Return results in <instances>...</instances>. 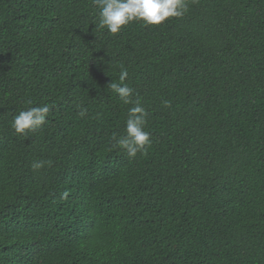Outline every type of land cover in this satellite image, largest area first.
Here are the masks:
<instances>
[{
	"label": "trees",
	"instance_id": "16d2710c",
	"mask_svg": "<svg viewBox=\"0 0 264 264\" xmlns=\"http://www.w3.org/2000/svg\"><path fill=\"white\" fill-rule=\"evenodd\" d=\"M186 2L111 34L93 0H0V264H264V0Z\"/></svg>",
	"mask_w": 264,
	"mask_h": 264
},
{
	"label": "clouds",
	"instance_id": "9594fccd",
	"mask_svg": "<svg viewBox=\"0 0 264 264\" xmlns=\"http://www.w3.org/2000/svg\"><path fill=\"white\" fill-rule=\"evenodd\" d=\"M93 3L98 9V27L111 34H118L123 27L133 22L159 26L170 18L183 16L188 9L186 0H93ZM127 78L128 71L122 68L119 83L112 80L107 87L118 94L125 105H133L128 109L126 135L116 140L131 159L138 153L146 152L152 140L151 134L144 130L148 113L139 99L133 100L134 89L127 85ZM164 104L170 106L167 101ZM49 112L47 104L30 107L20 111L11 121V126L18 136L27 135L46 123ZM43 166V161H34L31 165L33 170ZM67 195L65 192L64 196Z\"/></svg>",
	"mask_w": 264,
	"mask_h": 264
}]
</instances>
